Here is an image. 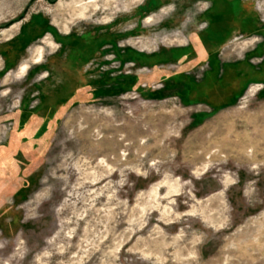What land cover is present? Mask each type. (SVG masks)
Listing matches in <instances>:
<instances>
[{"label": "rangeland", "instance_id": "1", "mask_svg": "<svg viewBox=\"0 0 264 264\" xmlns=\"http://www.w3.org/2000/svg\"><path fill=\"white\" fill-rule=\"evenodd\" d=\"M263 137L264 0H0V264H264Z\"/></svg>", "mask_w": 264, "mask_h": 264}, {"label": "bare ground", "instance_id": "2", "mask_svg": "<svg viewBox=\"0 0 264 264\" xmlns=\"http://www.w3.org/2000/svg\"><path fill=\"white\" fill-rule=\"evenodd\" d=\"M262 136V135H261ZM264 138V137H263Z\"/></svg>", "mask_w": 264, "mask_h": 264}]
</instances>
